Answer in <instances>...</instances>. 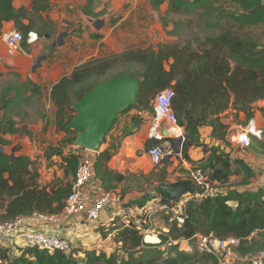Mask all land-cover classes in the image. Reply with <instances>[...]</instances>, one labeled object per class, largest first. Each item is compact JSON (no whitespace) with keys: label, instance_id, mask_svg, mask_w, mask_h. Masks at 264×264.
<instances>
[{"label":"trees","instance_id":"trees-1","mask_svg":"<svg viewBox=\"0 0 264 264\" xmlns=\"http://www.w3.org/2000/svg\"><path fill=\"white\" fill-rule=\"evenodd\" d=\"M32 1L33 8L27 11L24 7L16 8L14 0H0V34L5 24L13 23L23 34L25 48L29 47L26 42L29 33L36 32V18L51 8L50 0ZM228 2L238 7L239 12L223 15L236 28L221 27L219 34L208 35L204 40L197 38L193 44L166 42L156 48H133L90 61L77 67L70 76L62 77L52 87L50 98L54 108L53 125L64 137L60 144L49 147L45 153L46 160L52 164L53 158L58 159L55 164L61 175L43 184L37 159L16 154L18 149L11 153L0 150V223L34 213H62L79 166V156L70 149L75 146L77 136L69 127L75 116L73 104L102 82L127 75L140 77L142 81L137 104L115 120L104 143L106 145L110 139V145L95 161V174L105 191H119L125 198L138 191L139 184L146 180L144 175H126L111 166L122 139L134 131L124 129L118 138L110 137V134L120 117L135 110H151L155 96L166 89L175 92L172 108L184 132V158L193 168H201L211 183L220 184L222 191L198 201L190 199L183 225L164 216L167 232L160 233V244L145 243L143 231L150 225L115 216L108 225L96 228L103 241L112 238V253L80 247L70 253L48 252L20 246L13 248L0 242V264H218V259L210 254L163 249L169 239L191 238L196 234L222 240L239 239L237 252L242 256L264 249V241L261 242L264 240V188L254 186L256 173L243 158H235L231 151L223 148L229 143L230 135V125L224 122V115L229 111L236 115L243 113L248 123L254 118L255 104L264 101V45L244 33L264 25V0ZM161 4L162 1L153 3L157 7ZM169 6L172 13L178 14L202 9L204 1L169 0ZM46 33L37 34L40 38ZM7 91H13L14 97L3 99L4 111L15 103L30 101L35 94H41L40 86L30 80L10 85ZM142 123V119L134 116L135 128ZM204 127L211 129V137L219 142L218 145L202 141L201 129ZM0 132L2 148L10 145L4 136L29 134L27 128L17 127L14 121L2 118ZM154 145L155 142H149L146 149ZM197 148H201L205 156L193 160L189 153ZM251 148L256 155L264 157V132L260 139L251 137ZM162 172H166V167ZM164 181L163 178L158 180ZM121 185H124L122 189ZM195 189L196 193L200 192L196 185ZM157 199L159 203L171 202Z\"/></svg>","mask_w":264,"mask_h":264},{"label":"crops","instance_id":"crops-1","mask_svg":"<svg viewBox=\"0 0 264 264\" xmlns=\"http://www.w3.org/2000/svg\"><path fill=\"white\" fill-rule=\"evenodd\" d=\"M50 2L51 8L47 12L39 14V19L43 21L42 25L45 26V30H41L38 27L34 30L37 33L46 31L44 39L40 37L39 42L35 45H29L27 48L24 47V52L13 57L14 60L11 62L13 71L21 73L24 76L29 73L26 81L18 83L30 80L39 85L41 90L42 87L47 89L49 96L52 87L62 77L70 76L81 65L133 48H156L159 44L167 42L158 12L153 10L148 0H50ZM33 5L32 0H14L16 8L24 7L27 11H31ZM140 9L148 10L147 13L151 17L153 14V17H145L147 13L141 12ZM141 18H144V23H140ZM23 22L28 23L27 20ZM141 24L143 25L142 27ZM11 26L15 27L13 23L5 24L2 31L6 32V29ZM47 34L50 35V38H46ZM61 35L62 37L60 38ZM60 42L62 44H59ZM2 43L4 44L3 41ZM4 46L6 49L5 44ZM40 58L42 59L41 63H39ZM35 60H37L36 66L39 68L37 72H31L35 67ZM134 116V111H132L120 118L119 125H117L118 123L116 124V128L119 126V131L112 135V137L118 138L123 134L124 129L134 131V134L122 139L119 151L111 161V166L114 169L126 175L136 172L137 169L147 173V160L149 161L146 149L144 150V154L142 152L143 148H146L150 142L148 137V121L140 118L143 123L138 128H135L133 124ZM16 126L19 127L18 125ZM174 131H177L179 134L178 130ZM21 136L27 139L28 135L8 134L4 138L10 141L13 137ZM201 137L202 141L208 145L219 144L218 141L212 139L209 127L201 129ZM109 145L110 139H108L106 145H103L102 150ZM11 147L15 150L17 146L16 144H12ZM16 154L25 155L20 151ZM138 154L142 155V157H139ZM189 154L193 160H199L205 156L201 148L192 149ZM239 157H242V155H239ZM245 160L249 164L251 161H254L252 167L257 170V177L264 176V162L254 159L250 160V157H246ZM54 165H56L55 168L58 171L57 176L59 177L61 172L57 164ZM183 177L179 181L190 180L186 175ZM257 181H262L261 183H263L264 178H258ZM41 182L47 184L42 179ZM123 187L124 185H121L120 189ZM104 191L102 181L96 177L93 183L84 189V196L87 201H92ZM188 195L190 194L184 197ZM124 199L137 207L148 206L150 204L147 193L142 190H135ZM115 211L112 208L106 209L102 213L98 225L80 216L57 225H47L42 230L72 240H78L79 242H86V237L84 236L89 234L90 231H95L100 225H108L113 220ZM32 230L34 228L26 227V231L30 232ZM19 243L20 239H10L6 245L14 248L18 247Z\"/></svg>","mask_w":264,"mask_h":264},{"label":"built area","instance_id":"built-area-1","mask_svg":"<svg viewBox=\"0 0 264 264\" xmlns=\"http://www.w3.org/2000/svg\"><path fill=\"white\" fill-rule=\"evenodd\" d=\"M1 39L6 45L8 56L15 57L24 52L25 39L20 31L14 29L3 32ZM39 40L36 32H30L26 38V42L30 46L35 45ZM174 98L175 92L172 89H166L155 96L151 110H135L134 114L148 121V137L150 142H155L154 146L146 149L149 161L153 165L159 166L170 157H174L182 165L185 175L199 188V193L188 195L179 203H159L158 199H155V204L151 209L148 207L149 205L137 207L128 203L117 191H104L94 200L87 201L84 196V189L93 183L97 177L95 161L99 152H91L74 146L70 149L79 156V166L62 213L58 215L34 213L28 217H19L13 221L0 223V242L6 244L10 239H20L18 244L20 247L70 253L79 247L72 239L43 231L42 228L47 225H57L64 221H70L80 216L98 225L102 213L108 208L115 209V216L123 217L124 220H132L141 225H150L143 231L145 238L148 235H153L158 239V242L148 243L145 240L147 244L161 243L160 233L153 230L154 219L157 215L163 214L169 217L170 221H176L177 224L183 225L185 223L186 205L190 199L198 201L208 196H215L222 191L223 187L218 183H211L201 168H193L189 161L184 158L185 137L172 108ZM173 130H178L179 134L175 135ZM252 136L259 139L263 136V131L258 127L254 118L242 129V132L232 134L230 130L229 142L233 147L243 151L244 154H241V158L244 160L246 157H250V160L264 162V157L256 155L254 152L252 154L247 152L251 148ZM253 164L254 161H251L249 164L251 168H253ZM253 170L256 173L254 186L264 188V182L257 181L258 178H264V176L257 177V170L254 168ZM26 227H32L34 230L28 232ZM239 244L240 241L236 238L222 240L212 235L196 234L191 238L169 239L163 249L176 248L180 252L187 253L198 251L215 256L219 261L218 264H237ZM247 261L248 264H264V249L249 256Z\"/></svg>","mask_w":264,"mask_h":264},{"label":"rangeland","instance_id":"rangeland-1","mask_svg":"<svg viewBox=\"0 0 264 264\" xmlns=\"http://www.w3.org/2000/svg\"><path fill=\"white\" fill-rule=\"evenodd\" d=\"M154 1H162L161 6H154ZM204 6L202 9L182 11L178 14L172 13L170 11L169 0H148L151 4L153 10L158 12L160 23L163 25L164 34L167 37V42H179L184 43H194L197 38L204 40L208 35H217L220 32L221 27H234V24L227 20L223 13L231 12L237 14L238 7L228 2V0H203ZM163 6V7H162ZM156 8V9H155ZM141 12L147 13L148 10L140 9ZM152 18L149 13L145 17ZM144 17V18H145ZM144 18H141L140 23H144ZM39 20V21H38ZM38 23L37 27L41 30H45V26L42 25V21L39 18H36ZM143 25L141 24V27ZM18 30L14 26L6 29L8 30ZM20 31V30H18ZM3 32V31H2ZM0 34V118L7 120H12L19 127H25L28 129L27 139L23 136L13 137L10 140V145L4 147L7 153H11L14 149L11 147L12 144H16L15 150L23 152L25 155L32 159H37L40 163L42 170V180L44 183H50L55 178H57V169L55 161L57 158H53V164L50 161H47L45 158V153L48 151L49 147L60 144L61 140L64 137V134L58 132L53 125V105L51 98L48 94V90L42 87L41 94H35L33 99L30 101L22 100L21 103H15L11 105L6 111L2 109L3 99H11L14 97V92H8L7 87L18 83L21 81H26L28 75H23L21 73L15 72L12 70L11 62L13 57L8 56L5 46L1 41ZM249 38H253L256 41H259L260 44L264 45V25L255 28L249 29L244 32ZM44 39V37H41ZM32 46V45H31ZM40 60V61H39ZM38 61L41 63L42 59ZM37 60L34 61V69L31 72H37L38 66H36ZM40 65V64H39ZM32 74V73H31ZM254 119L257 121V125L264 132V101L258 102L255 104ZM4 115V116H3ZM124 117V116H122ZM120 117V118H122ZM120 120V119H119ZM119 120L118 124L119 125ZM224 122L230 125L231 133L242 132V129L247 126L246 115L240 113L236 115L234 111H229L224 115ZM119 126L112 130L110 137L116 132L118 133ZM18 140V141H17ZM16 142V143H15ZM225 150L231 151L233 157H238L241 154H244L240 148L233 147L230 142L223 146ZM13 149V150H12ZM144 147L142 152L144 154ZM247 152L253 153L252 148ZM139 157L140 154H138ZM165 164L155 166L151 164L148 160L147 173L137 169L136 172L130 174L144 175L146 180L139 184L140 189L138 191H144L148 195V200L150 204L148 207H151L155 204L156 194L155 188L158 187L161 183L158 182L160 178H163L165 183L172 184L179 180H182L185 175L182 165L179 164V161H176L174 157H170ZM145 166V165H144ZM166 167V172H162ZM162 173V174H161ZM129 174V173H128ZM164 174V175H163ZM164 176V177H162ZM60 177V176H59ZM150 198V199H149ZM164 215H158L155 217L153 230L156 233L167 232L165 230L167 226V221L163 218ZM96 230L90 231L86 236V242H79L78 240H73L77 246L83 250H98L105 251L107 253H112L114 251V246L112 243V238L108 237L106 240H102ZM153 236V235H152ZM264 240H261L263 243ZM89 251V250H88ZM259 249L248 256H242L238 253L237 264H248L247 258L249 256L255 255Z\"/></svg>","mask_w":264,"mask_h":264},{"label":"water","instance_id":"water-1","mask_svg":"<svg viewBox=\"0 0 264 264\" xmlns=\"http://www.w3.org/2000/svg\"><path fill=\"white\" fill-rule=\"evenodd\" d=\"M46 38H50V35L47 34ZM141 81L140 77L130 75L104 81L76 101L73 104L75 116L69 124L70 129L77 133L74 145L100 153L118 116L137 104ZM0 150L4 149L0 147ZM195 193L191 180L172 184L163 182L155 188L156 198L173 203H179L185 195Z\"/></svg>","mask_w":264,"mask_h":264},{"label":"bare ground","instance_id":"bare-ground-1","mask_svg":"<svg viewBox=\"0 0 264 264\" xmlns=\"http://www.w3.org/2000/svg\"><path fill=\"white\" fill-rule=\"evenodd\" d=\"M174 131V130H173ZM175 134H178L177 131H174ZM146 242L148 243H157L158 242V239L155 237V236H152V235H148L146 238H145Z\"/></svg>","mask_w":264,"mask_h":264}]
</instances>
